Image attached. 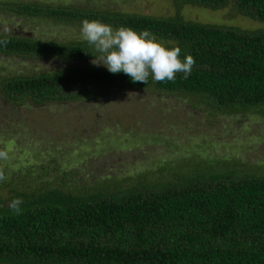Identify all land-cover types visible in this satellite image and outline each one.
Listing matches in <instances>:
<instances>
[{
  "label": "trees",
  "instance_id": "obj_1",
  "mask_svg": "<svg viewBox=\"0 0 264 264\" xmlns=\"http://www.w3.org/2000/svg\"><path fill=\"white\" fill-rule=\"evenodd\" d=\"M170 1L177 11L185 5L219 10L229 2ZM1 3L17 16L57 24L82 25L87 19L114 29L147 30L166 47H180V59L190 54L196 61L187 79L177 73L174 82L157 83L149 76L147 84L97 67L10 74L0 77L1 102L41 106L90 100L110 89H149L196 97L215 112L264 115V30L186 21L179 15ZM234 4L238 13L264 23V0ZM2 40L8 43H0V54L26 60L87 62L98 55L84 40L43 41L16 33L0 34ZM203 164L184 173L175 170V179L165 183L140 179L143 187L114 193L106 190L112 185L106 182L92 193L50 184L31 193L12 190L7 205L0 195V264H264V175L239 161ZM33 173V167L17 172ZM15 198L23 200L19 215L8 207Z\"/></svg>",
  "mask_w": 264,
  "mask_h": 264
},
{
  "label": "rangeland",
  "instance_id": "obj_2",
  "mask_svg": "<svg viewBox=\"0 0 264 264\" xmlns=\"http://www.w3.org/2000/svg\"><path fill=\"white\" fill-rule=\"evenodd\" d=\"M2 1L113 9L164 18L179 15L186 21L264 30V23L237 12L235 0L219 10L185 5L180 11L170 0H0V34L43 41L83 40L82 25L17 16ZM91 61L26 60L0 54V77L74 66L107 69ZM201 103L196 97L149 89H110L90 100L41 106L0 101V151L8 153V159H0V169L7 177L0 182V195L7 205L12 190L31 193L50 184L92 193L106 182L112 183L106 190L114 193L143 187L140 179L145 184L168 182L175 179V170L184 173L205 160L239 161L264 175V115L215 112ZM31 167L33 176L17 174Z\"/></svg>",
  "mask_w": 264,
  "mask_h": 264
},
{
  "label": "clouds",
  "instance_id": "obj_3",
  "mask_svg": "<svg viewBox=\"0 0 264 264\" xmlns=\"http://www.w3.org/2000/svg\"><path fill=\"white\" fill-rule=\"evenodd\" d=\"M81 36L89 46L93 47L98 55L91 63L95 66H104L112 74L124 73L133 83L147 84L149 76L159 82H174L177 73H183L187 79L196 63L192 55L180 59L181 48L176 46L168 48L150 31L137 33L132 28L119 27L114 29L111 25L98 20L82 21ZM0 43L7 44V40ZM168 43H172L169 41ZM0 159H8L6 151H0ZM7 177L0 169V182ZM23 200L13 199L8 207L14 214H21Z\"/></svg>",
  "mask_w": 264,
  "mask_h": 264
}]
</instances>
